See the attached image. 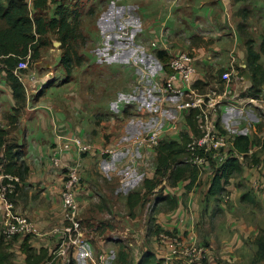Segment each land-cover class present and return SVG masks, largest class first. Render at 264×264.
Instances as JSON below:
<instances>
[{
    "label": "crops",
    "instance_id": "0c3cea01",
    "mask_svg": "<svg viewBox=\"0 0 264 264\" xmlns=\"http://www.w3.org/2000/svg\"><path fill=\"white\" fill-rule=\"evenodd\" d=\"M100 12L96 16V26L93 33L95 36H91V39L94 36V48L98 51L109 49L121 51L118 56L125 55L123 62L126 64L121 71L127 70V72L125 71L126 76L130 78L127 80L126 91H122L124 88L118 90L119 92L115 93L116 96L107 104L106 109L107 111L117 110L116 113L121 112V115L125 118L119 117V122L110 121L106 128H102L100 132L92 136L91 131L86 129L83 124L86 119L76 117L73 113L70 114L69 107L65 106V104H72V100L84 95L80 93L79 88L74 89L71 82L68 81L69 84H67L65 79H57L54 82L47 83L48 80H45V78L39 80L37 78V82L31 84L32 86L29 84L26 107L19 118L17 128L13 131L19 143L26 145V154L21 162L27 168V172L23 173L22 176H14L19 181L16 183V192L12 199L15 209L32 221L40 234L30 235V239L26 242V235L5 240L0 232V242L3 250V254L0 256L2 264H34L35 261L42 258L48 259L49 263L58 264L54 250L61 246L63 240L60 233L55 232V230L63 227L66 223L60 198L64 172L77 161L84 164L86 168L95 161L91 158V155H85L82 158L76 151H73L72 153H66L59 167H54L51 164L50 157L54 148L62 144L61 137L76 135L82 137L84 142L87 140L86 137H89L93 138L98 146H114L151 131L159 123L161 126H166L170 119L178 116L175 105L180 98L173 95H162L156 85L157 82H161L166 73L163 64L154 54L157 50L151 48L153 40H157L162 36L165 37L164 39L168 45L166 50L168 55L179 50H194L197 56L199 74L203 79L204 88H207L210 85H217L221 75L230 67L232 53L237 57L239 68H246L245 42L246 36L249 35V28L252 26V32L256 33L264 27V0H106ZM135 21H138V23ZM241 24L245 26L244 30L239 28ZM233 37H235L234 42ZM54 44L61 45L60 42H54ZM261 45V42H256V49H260ZM209 50L213 53H210ZM136 52H141V56L154 57L157 63L150 65V62L146 64L145 62L135 61L134 53ZM95 62L97 64L101 62L102 65L108 67H116L115 64H118L113 59L111 61L103 59V56L98 57ZM137 71H141L144 78L137 74ZM4 75V73H0V123L7 126L6 116L11 114L15 101L12 90L8 86L5 77H3ZM241 75L244 80L233 83L232 88L236 92H247L252 85L251 75L249 79H247L246 73H241ZM147 76L151 79L147 81L152 82L154 85L149 87L146 84H140L143 88L136 93L134 90L135 83L144 82ZM41 83H47V87L42 95L38 97L36 94L42 90ZM51 87H58L59 92L48 93V89ZM150 88L154 89L155 93ZM262 94L264 95V88ZM120 95L125 96L127 102H119ZM125 110H128L127 115H125ZM136 111L141 112L146 118H133ZM168 113L171 115L169 116ZM250 115L256 117L257 120L252 122ZM173 116L174 118H170ZM261 118L254 109L241 110L236 106L227 105L222 110L221 124L228 136L234 140L240 135H247L251 145L257 147L256 156L264 158V151L262 154L259 153L264 145L262 142L260 144L258 142V137L264 139V131L258 129L262 124ZM146 127H149L148 130ZM191 130L187 120L178 118L176 127L170 130V136L166 140L182 142L186 136L189 139L190 132L193 133ZM105 134L107 135L105 136L106 140L104 138ZM128 153L123 154V160L115 155L105 157L102 161V164L106 166L105 170L108 171L109 166L114 169L113 172L108 173L101 168V173L105 178H120L121 183L130 181L132 173L118 175L120 170L121 172L127 170L128 162L134 157V152L131 153V156H128ZM133 163H139L141 166L150 164V168L143 173L140 170L134 173L131 180L132 184H141L147 178H154L157 150L150 157L145 156V154L141 158L137 157ZM2 171L3 168L0 165V183L3 181V177L6 176ZM136 175L137 181L133 182ZM238 176L239 179H237ZM212 178L213 176L206 190L207 196ZM201 180H203L202 176L191 189L187 188L189 180H180L173 186L168 184L164 194L172 196L170 198L176 197L177 206L173 209L169 206L166 207L167 212L173 210L172 212L179 213V215L176 214L177 216H187V218L191 216L199 220L201 208L204 207L203 210L208 208L207 211H209L212 218L215 216L216 219L219 218L217 214L220 213L224 216L225 221H222L221 224L225 227L222 226L221 230L227 228L230 231L236 230L244 238L255 232L254 234L257 237L260 232L257 220L253 225L241 216L240 221L234 219L233 216L236 215L234 211L239 207L238 197L241 204L244 202V196H247L245 202H263L264 190L260 192L259 187H254V183L263 184L264 177L256 169L242 168L241 172L233 175L225 186L226 191H232L228 195L230 196V202L223 201L221 197L208 196L210 203L202 199L199 204L200 192L203 190V187L199 186ZM239 181L241 183H238ZM245 184L254 190L252 196L249 192L242 191V187L246 186ZM158 191L159 188L154 189L153 195L156 196ZM90 192L91 190H82L81 194L87 193L90 196ZM183 192L189 198L184 203L180 199ZM257 198L259 199L257 200ZM156 199L155 204L157 206L164 203L156 202ZM86 206L84 205L83 208ZM254 212L259 215L258 209H255ZM259 219H264V216L260 215ZM156 222L167 229L179 227L176 223L173 224L174 221L169 223L158 219ZM248 223L251 225L248 226ZM2 227L3 218L0 211V230H2ZM217 236H219L218 233L211 232L210 236L207 237L210 249V264H230L224 262L220 255L225 258L229 255L227 259H230L231 252L244 243L241 238L237 239V234L231 242H228L225 238L221 240L222 238ZM219 240H221L220 246ZM25 243L28 246H24ZM30 246L34 248L33 256H30L29 252L24 249ZM84 252V249L72 251L69 254L71 264H90V260L85 257ZM5 254L8 256H5ZM76 260L78 263H76Z\"/></svg>",
    "mask_w": 264,
    "mask_h": 264
},
{
    "label": "rangeland",
    "instance_id": "374dc122",
    "mask_svg": "<svg viewBox=\"0 0 264 264\" xmlns=\"http://www.w3.org/2000/svg\"><path fill=\"white\" fill-rule=\"evenodd\" d=\"M28 1L31 3V0ZM105 1L106 0H63V3H65V5L69 6L70 8H77V11L79 12L78 14L80 15V29L78 32L79 38L78 41L74 43V47L77 49V53L73 54L74 59L70 64L71 68L69 71L65 66L61 64V59L66 49H62L60 47V44L59 46L55 45L54 42H58V40L56 39L54 34H50V45L41 50L39 59L32 60L31 58H29L28 69L23 72L25 76L34 75L36 76V78H38V80L41 78H45V80H48L47 83L54 82L57 79L67 80V73H69L71 75V81L69 80V82H71L73 88H79L81 91L80 93L84 95L79 96L80 98L77 97L76 99L72 100V104H65V106L69 107L70 114L73 113L76 117H84L86 119H84L85 122H83V124L86 129H89L91 131L92 136H94L95 133L100 132L102 128H106L107 124L110 121L115 120L119 122V117L125 118L121 115V112L116 113L117 110L107 111L106 106L108 103H110V101H112V98L116 96L115 93L118 90L120 91L121 88H124V90L122 91H126L125 88L126 85H128L127 80L130 79L126 76L127 70H125L126 72L121 71L122 68H124L126 65L123 62L125 55L122 57L118 56L121 51H114L110 49L105 51H98L94 48L95 45L93 42V38L95 35L93 33L96 26V16L98 12H100ZM52 7L53 5H51V9ZM51 13L52 12L50 11V14ZM135 22L138 23V21ZM251 27L249 28V32H251V35L249 34L250 38H253L259 43L261 42L264 45V27L258 30L256 33L252 32ZM92 35L94 36L91 39ZM234 38L235 37H233V42L235 41ZM209 52L213 53L211 50H209ZM134 55L135 61L137 62H145L146 64L150 62V65L157 63L154 57L152 58L147 55L141 56V52H136L134 53ZM233 55L235 56V54ZM100 56H103V59H107L109 61L113 59L118 62V64H115L116 67H108L102 65V63L99 62V66V64H97L95 61L98 60V57ZM77 57L80 58L79 61L77 60ZM237 61L238 60L236 57V63ZM262 61H264V54ZM0 67H3V64L1 62ZM137 74L143 77V73L141 71H137ZM148 79H150L149 76L145 77L144 82L140 81L139 83H135L134 90L136 93L141 91L143 88L140 84H146L149 87L154 85L152 82H148ZM47 83H41V88H44V85L47 86ZM67 84L69 83L67 82ZM216 87V85H211L209 88ZM150 90L154 92V89L150 88ZM25 91L27 95L28 90L26 88ZM57 91L58 87H51L48 89V93H58L59 91ZM122 91L121 93H123ZM132 100L135 101L136 99ZM118 101H123L124 103L127 102V100H125V96L123 95H120ZM257 114L259 115V113ZM170 115L171 114H169V116ZM133 118L145 119L146 116L142 115L141 112L138 113V111H136L134 112ZM170 118H174V116ZM250 120L254 122L257 120V118L253 115H250ZM261 120L262 124L258 127V129L263 132L264 118H261ZM148 128L149 127H146L147 130ZM147 133H145V135ZM169 133L170 131L166 133L165 137H169ZM105 136L107 135H104V138L106 140ZM15 137L16 135L12 133L11 138ZM80 138L82 139V137ZM86 139V143L98 148L97 154L91 155V158H93L95 161L90 163L88 165V168H86V166L82 163L78 165L82 179L81 189L83 191L91 190L90 196L87 193L81 194L82 190L80 188L78 191V197L81 203L80 211L82 223L83 226L87 229V241L84 242L83 246L78 249L71 247L72 250L70 249L69 254L72 251H78L81 249L90 251L94 254L105 252L109 258L108 264H138L142 256L147 252H150L156 257V261L154 264H160V262L162 263L164 260L169 258V249L167 243L162 242L161 234L164 233L165 235L169 236L187 238L188 234L191 231H194L196 235V243L206 246L209 252L208 256L210 257V249L208 246L207 237L208 235L210 236L211 232H213L218 233L219 236L217 237L222 238L221 240H224L223 238H225V240H227L228 242H231V240L234 239L235 234H237V239L241 238L242 242L244 243L235 251L231 252L232 256L230 257V259H227L229 258V255L226 256V258L223 255H220V258H222L224 262H228L230 264H253V259L258 248L255 244V240L257 238L254 234L255 232H252L249 237L244 238V236L240 235V233L236 232V230L230 231L229 228L221 230L220 228H222L223 226L221 222L225 221L224 216L222 215V213H220L217 214L219 215V218L216 219V216L212 218L209 211H207L208 208L204 210V207L201 208L200 218L199 220H197L191 216L190 218H187V216H177L176 214L179 215V213L172 212L173 210L167 212L168 210L166 209V207L169 206L168 202H164L162 204H159L158 206H155L156 197L162 192V194L165 193V189L169 184L167 180L162 182V184L157 187L159 188V191L156 196L151 193L147 197L146 202L143 205L135 208L133 213H131L127 206V196L131 191L134 192L140 190L144 185V183L142 182L141 184H132V177L134 176V173L139 172V170L143 173L146 171V169L150 168V164H143V166H141L139 163H133V161L137 157L141 158L143 154H145L146 156V153L137 150L136 152L140 153L135 152L132 160L130 162H128L127 160V170H125L124 172H121L120 170L118 172V175H125L129 172L132 173L130 177L131 179L129 182L121 183L120 178H105L101 173V168L105 172H113L114 169H111V166H109V170L106 171V166L105 164H102V161H104L105 157L113 155L122 158L121 160H123V154L128 153V150L120 146H123L126 143H121L114 146H98V143H95L93 138L91 139L89 137H86ZM258 142L259 144L262 142L264 145V139L258 137ZM105 147H118V151L112 155L104 157L99 153V150ZM263 151L264 146L261 150H259V153L262 154ZM152 154L153 153L149 154V157L152 156ZM84 156L85 155H82V158ZM128 156H131V154L128 153ZM247 169H256L264 177V158H262L261 156L257 157L255 154V156L248 159ZM213 172V170L206 171L202 176L203 180H201L199 186H202L203 190L200 192L199 204L202 202V199H204L205 202L210 203V199L207 196L206 190L210 183L211 177L214 176ZM64 174H66V172H64ZM237 179H239V176L237 177ZM136 181L137 175L133 179V182ZM238 183H241V181H239ZM235 184L237 185V183ZM250 185L252 184L250 183ZM242 189V191L249 192L251 196L254 193V190H252L248 185L243 186ZM231 192L232 191L227 190L223 197H221V199H223V201L230 202V196L228 195H230ZM180 199L183 203L189 200L184 192L181 194ZM258 199L259 198H257V200ZM239 200L240 198L238 197L237 201L239 207H237L236 211H234L236 215L233 216V218L240 221L241 217H243L245 221L253 223V225L255 223V220H257L258 230L264 231V219H259L260 215L264 216V212H262L264 210V205H261L264 204V200L263 202L256 201L255 203H250L245 202L247 201L245 199L243 200L244 202H242L243 204H241ZM84 205L87 206L83 208ZM255 209L259 210V215H256V213L254 212ZM173 214L175 215V217ZM180 218L184 219V222L182 224H180ZM158 219H162V222L169 223L174 221L173 224L176 223L179 227H176L174 229H167L165 226L160 225V223L156 222V220L158 221ZM250 223H248L247 225L250 226ZM159 225L163 228L160 232L157 231ZM1 231L2 230H0V232ZM237 231H239V229H237ZM221 240H219V246L221 244ZM62 247L65 248L66 252L68 249L67 246L62 243L61 246H59V250L62 249ZM62 256L63 255H60L59 252L55 254V257L58 260V264H68L67 261H64V257ZM77 260L76 263H78ZM172 264L184 263L181 261L173 260Z\"/></svg>",
    "mask_w": 264,
    "mask_h": 264
},
{
    "label": "built area",
    "instance_id": "2783aa9c",
    "mask_svg": "<svg viewBox=\"0 0 264 264\" xmlns=\"http://www.w3.org/2000/svg\"><path fill=\"white\" fill-rule=\"evenodd\" d=\"M165 37H160L151 42L154 50H167ZM170 72L164 75V81L156 85L164 96L173 95L179 97L175 105L178 116L161 126L160 123L146 135L133 137L125 142L123 147L128 152L135 153L137 150L149 154L155 153L160 145L166 141L165 135L176 127L178 118L187 120L188 115H193L195 128L189 134V140L185 146V162L197 168L198 178L206 171L223 166L229 159L237 160L243 168H248V159L255 156L257 147L251 145L247 151H239L236 148L235 140L228 136L221 124L222 110L225 106H236L241 110L254 109L264 118V95L259 98L244 95L246 92H236L232 84L243 81L236 57L231 54L230 67L221 75L216 88H204V83L197 67V56L195 51L179 50L169 54ZM29 58H23L14 70V74L22 81L25 88L29 90V84L37 82L34 75L25 76L23 72L28 69ZM251 87V86H250ZM245 91V90H244ZM165 99V98H164ZM263 114V115H262ZM191 127V126H190ZM62 144L54 148L50 161L54 167L62 164L66 153L76 151L79 156L96 155L98 148L84 142L78 136L61 137ZM105 156L112 155L118 151V147H105L99 150ZM80 162L67 168L64 174L63 185L60 189L61 205L64 212L65 225L57 228L55 232L60 233L67 251L62 247L58 252L63 255L64 261L71 264L68 257L70 249L80 248L87 241V229L83 226L81 218V203L78 197L81 189L82 179L79 171ZM7 182L0 183V211L3 218L1 235L5 240H10L18 235H39L40 231L35 224L15 209L13 202L7 197L16 189L18 178L10 175L3 177ZM258 182L254 183L255 188H260ZM184 222L180 218V224ZM162 242L167 243L169 258L162 264H172L173 260L181 261L184 264H210L208 248L196 243V235L191 231L187 238L161 234ZM64 246V245H63ZM72 247V248H71ZM90 264H108V255L105 252L94 254L90 251L84 252Z\"/></svg>",
    "mask_w": 264,
    "mask_h": 264
},
{
    "label": "trees",
    "instance_id": "16d2710c",
    "mask_svg": "<svg viewBox=\"0 0 264 264\" xmlns=\"http://www.w3.org/2000/svg\"><path fill=\"white\" fill-rule=\"evenodd\" d=\"M50 4L53 5L52 9ZM50 11L52 12L51 14ZM78 13L77 8H70L63 3V0H31V3L28 0H0V62L3 64V67H0V73L5 74V80L13 92L15 101L11 114L6 116L8 127L0 123V165H2L4 175L22 176L23 173L27 172V168L21 162L26 154V145L19 143L16 137L11 138V134L16 129L27 103L25 88L14 74V70L23 58L39 59L41 50L48 47L51 43L50 34H54L58 42L61 43L60 47L66 49L61 59V64L69 71L71 68L70 64L74 59L73 54L77 53L74 43L79 38L80 15ZM239 28L244 30L245 26L241 24ZM248 33L251 35L250 32ZM250 35L246 36L245 42L246 68H239V70L243 74L248 72L251 75L252 85L244 95L259 98L264 88V61H262L264 45L262 44L261 48L257 50V41L250 38ZM154 54L160 63L163 64L165 73L170 72V57L166 51L157 50ZM77 60L79 61L80 58L77 57ZM70 76L67 73L66 82L70 80ZM161 81H164V77ZM46 87L42 88L37 94L38 97L42 95ZM125 114H128V110H125ZM187 122L192 129L195 128L193 115L187 116ZM188 140L186 136L182 142L166 140L160 145L157 149L154 178L145 179L144 185L140 190L130 192L127 196V206L131 213H133L135 208L146 202L147 197L162 184L164 179L171 186L176 185L180 180H189L188 189H191L198 182L199 172L197 168L185 162V146ZM235 145L239 151L244 152L251 146V142L247 135H240L235 139ZM242 168V165L235 159H229L223 166L214 168V176L208 190V196L223 197L226 192L225 186L230 178L235 174H239ZM3 182H7V180L3 179ZM260 185L259 191L263 192L264 184ZM15 192L7 196L11 202H13L12 197L15 196ZM162 193L157 196L156 202H168L169 207L172 209L177 206L176 197L170 198L172 196ZM246 197L244 196L243 200ZM162 229L161 226H158L157 231L160 232ZM19 236L25 235H18L14 238ZM29 239L30 235H26L25 241L27 242ZM1 244L0 242V256L3 254ZM255 244L258 248L253 264H264V231L259 232ZM26 245L25 243L24 246ZM24 249L29 252L30 256H33L34 248L32 246ZM58 250L59 247L54 252L57 253ZM5 256L8 255L5 254ZM2 257L4 256L2 255ZM155 261L156 257L152 253L147 252L142 256L138 264H154ZM0 264H2L1 261ZM34 264L55 263H49L48 259L42 258L35 261ZM160 264L162 263L160 262Z\"/></svg>",
    "mask_w": 264,
    "mask_h": 264
},
{
    "label": "water",
    "instance_id": "95a60500",
    "mask_svg": "<svg viewBox=\"0 0 264 264\" xmlns=\"http://www.w3.org/2000/svg\"><path fill=\"white\" fill-rule=\"evenodd\" d=\"M246 77H247V79H249L250 78V73H246Z\"/></svg>",
    "mask_w": 264,
    "mask_h": 264
}]
</instances>
